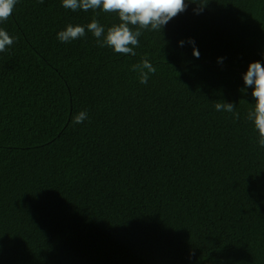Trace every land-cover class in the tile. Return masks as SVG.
I'll return each mask as SVG.
<instances>
[{
	"label": "trees",
	"instance_id": "obj_1",
	"mask_svg": "<svg viewBox=\"0 0 264 264\" xmlns=\"http://www.w3.org/2000/svg\"><path fill=\"white\" fill-rule=\"evenodd\" d=\"M195 2L142 30L135 55L87 29L58 40L120 22L102 8L17 0L0 21L15 39L0 52V264H264V148L243 79L264 65V0Z\"/></svg>",
	"mask_w": 264,
	"mask_h": 264
},
{
	"label": "clouds",
	"instance_id": "obj_2",
	"mask_svg": "<svg viewBox=\"0 0 264 264\" xmlns=\"http://www.w3.org/2000/svg\"><path fill=\"white\" fill-rule=\"evenodd\" d=\"M189 2L196 3L195 0ZM62 3L63 7L73 11L102 8L105 12H115L120 22L111 25L106 31L95 18L86 26L69 24L57 33L59 41L67 43L84 37L87 29L95 36L98 46L107 45L116 53L131 55H135L134 48L139 47L138 38L142 35V30L161 31L170 20L186 11L188 7L186 0H62ZM16 4L17 0H0V21H6L12 15ZM201 9L202 6L193 11L199 14ZM14 42L15 39L0 28V52L6 51ZM189 42L193 44V52L198 57L195 41L190 39ZM179 43L182 46L184 41ZM219 60L222 62L223 58ZM132 70L139 74V80L143 84H146L150 75L156 72V68L147 58L132 65ZM243 79L246 86L252 87V96L255 98L254 107L248 112L247 118L254 123L259 133L258 145L264 148V65L260 61L250 62ZM214 107L217 111L232 113L235 119L239 118L233 103L217 102ZM88 119V112L82 110L73 117V124H80Z\"/></svg>",
	"mask_w": 264,
	"mask_h": 264
}]
</instances>
